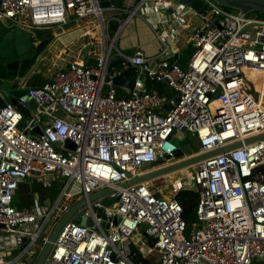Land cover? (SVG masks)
I'll return each mask as SVG.
<instances>
[{"label":"built area","instance_id":"obj_1","mask_svg":"<svg viewBox=\"0 0 264 264\" xmlns=\"http://www.w3.org/2000/svg\"><path fill=\"white\" fill-rule=\"evenodd\" d=\"M200 1L201 14L175 0H123L108 7L98 0H0V22L28 32L73 21L97 63L69 62L42 85L12 96L22 107L36 104L22 131L17 108L5 100L0 107V264H29L54 225L82 200L86 205L63 225L46 264H141L132 247L143 259L156 254L152 264H264V138L244 144L264 135V20ZM162 9L172 10L177 27ZM157 14L151 29L162 50L147 70L139 49L129 57L116 44L132 18ZM179 16L197 23L191 27ZM189 28L193 53L182 69L169 60L180 29ZM119 60L124 70L145 68L147 79L166 86L168 98L138 82L128 99L117 98L112 79L119 71L108 75V68ZM186 134L197 140L192 156L242 143L185 169L193 171L191 185L179 190L199 195L188 233L181 206L168 196V178L118 187L158 159L168 157L161 168L176 163ZM30 178L62 186L50 202L18 209L14 196ZM105 189L115 193L88 202ZM78 214L93 226L76 224ZM14 239L21 243L15 253Z\"/></svg>","mask_w":264,"mask_h":264},{"label":"water","instance_id":"obj_2","mask_svg":"<svg viewBox=\"0 0 264 264\" xmlns=\"http://www.w3.org/2000/svg\"><path fill=\"white\" fill-rule=\"evenodd\" d=\"M98 1L102 7H108L110 5L120 6L123 2V0H98ZM214 1L218 5L224 8L238 11L240 14H243V15L252 14L254 12H264V0H214ZM179 2L188 6L191 10H193L194 12L198 14H201L204 8V4L200 0H179ZM74 26H75L74 24H67L61 28H57L54 34L58 36L63 32L69 31ZM48 45H49V40L46 37L38 38L32 32H28V31L23 30L22 28L0 22V92H3V89H4L2 87V84L8 81L9 78H14L17 74L21 77L25 72H27V70L31 68L32 65L39 59L40 55H42V53L45 51ZM83 54L85 55L88 54L87 48L83 50ZM169 61L175 62L176 59L172 58ZM121 63H122V60L112 62L108 68V75L111 73L112 69L115 66ZM86 64L96 65L97 63L93 58L92 59L89 58L87 59ZM153 66L148 67L147 70H151ZM147 70L145 68H130V69L119 71V73L112 79V83L115 87L128 89L132 91L137 82L145 84L147 80V77H146ZM130 72L136 73L137 77L132 78L130 76ZM108 80L109 79L107 77L106 82ZM10 97H11L10 102L23 115L24 120L21 121L18 125V129L22 131L25 127V122L29 121V111L28 110L30 109L33 112H35L36 104L33 100H31L26 107H22L17 104L16 100L12 97V95ZM4 103H5L4 100L0 96V107H3ZM32 126L34 127L33 133L36 135H41V131L36 126V124H32ZM261 138H264V135L251 139V140H247L244 142V144L252 143ZM65 145L73 149V146L71 145V143L66 142ZM241 145L242 143H236V144L226 146L224 148L218 149L216 151H213V152H210L204 155L192 156V152H193L192 147L189 144H185L179 147L178 150L174 154V157L177 160L176 163L161 168V165L164 163V160L168 159V157L166 156L162 159H158L155 162H152L149 164V169H150L149 171L135 178H131L127 182H123L119 184L118 187L124 189L129 186H134V185L146 183V182L158 179V178H162L165 176H170L174 173H177L178 171L188 169L196 165L202 160L214 157L216 155H220L222 153H226L230 150L240 147ZM33 176L36 177L37 174L34 173ZM31 181H32V178L28 180V182H31ZM173 190H174L173 187L170 186L167 192L171 193L173 192ZM113 193H115L114 189L102 190L100 192H97L89 196L88 202H92L99 198H104L107 195L113 194ZM116 200H117L116 197L106 199L103 201L102 206L106 207L108 205L114 204ZM86 203L87 202L85 200H82L74 204L69 210V212L65 214L54 225L51 233L49 234L47 242L42 247L34 264H46L47 258L52 249V245L59 231L61 230L63 225L68 220L73 218L74 215L86 205ZM98 216H100L102 220L105 219V216L102 213V210L98 211ZM74 221L76 224L84 225L89 228L93 226L90 220H85L83 217H81L80 214H78L74 218ZM116 223H117V220L114 221V224ZM100 227L102 229L106 228L104 225V222L100 224Z\"/></svg>","mask_w":264,"mask_h":264},{"label":"crops","instance_id":"obj_3","mask_svg":"<svg viewBox=\"0 0 264 264\" xmlns=\"http://www.w3.org/2000/svg\"><path fill=\"white\" fill-rule=\"evenodd\" d=\"M128 1H135V0H128ZM163 1V0H162ZM173 2V0H166ZM179 1V0H175ZM163 10V9H162ZM172 13V14H171ZM162 16L165 17H171L173 19L172 26L177 27L179 24L175 22L173 12L170 9L163 10ZM124 14H120L119 18L124 17ZM160 16L157 14L155 15H149L147 17H134L130 20V22L123 28L118 40H117V48L118 50L124 54L125 56H133L134 52L136 50H140L145 59L148 61V63L145 65L146 68L153 66L151 59L156 57L160 51L162 50V46L159 41L154 36V33L151 29V24L154 23L156 19H159ZM178 20L181 19V21L186 22L189 26H193L197 23L196 18H188L186 16L177 17ZM176 20V21H178ZM157 21V20H156ZM68 24H74L73 21H70ZM76 25V24H75ZM78 26H74L69 31L63 32L60 35H56L55 30L58 27H51L49 28V34L46 36V38L49 40V45L45 49V51L40 55L39 59L32 65L31 68L27 70L21 77L17 74L14 78H9L8 81L4 82L2 84L3 92H0V96L5 101H10L11 95L14 97L19 96L28 87H32L37 85L38 83L35 82L34 79L35 74H42V70L44 71L46 69V74H42V76L47 81L49 76L52 74L54 70L63 69L67 63L69 62H79L86 64L87 59L91 58L92 56L88 53L87 55L83 54L84 47L82 45L83 41L80 39L81 30L77 28ZM190 27V28H191ZM115 23L112 22L110 26L111 32L114 31ZM180 29V36L178 37V41L173 45V52L174 55L172 58H175L176 61L173 63H177V65L180 66V68H185L188 60L184 63V65H180L181 58L183 56V53L187 47H191L189 40L192 34V29ZM51 30V32H50ZM35 34V32H34ZM37 36L40 37L38 34ZM40 41V39H39ZM37 41V42H39ZM114 53V52H113ZM87 65V64H86ZM91 65V64H90ZM120 69H116V71H122L125 68L121 66V64L117 65ZM115 68V67H114ZM130 76L132 78H136L137 74L134 72H130ZM145 87L148 90H156L159 92V94L163 98H168L169 96V90L166 88L163 84H158L156 82H153L149 79L145 82ZM130 90L118 88L116 87V96L119 99H128L130 97ZM164 109H167V105L164 106ZM150 169H145L144 173L149 171ZM168 178V177H167ZM29 180V179H28ZM25 181L24 183H32L35 179H32L31 182ZM37 181V180H35ZM59 182V181H58ZM22 183V184H24ZM21 185V184H20ZM20 187V186H19ZM19 189V188H18ZM169 189V188H168ZM180 188L177 189V191ZM18 191V190H17ZM17 194V192H16ZM15 194V196H16ZM169 196V195H168ZM172 196V195H171ZM170 196V197H171ZM31 197L38 202V197H36V194H31ZM55 198V197H54ZM53 198V199H54ZM50 198H47L42 203H48L51 200ZM34 206V205H33ZM31 206V207H33ZM23 208H26V205L22 206ZM27 207V208H31ZM21 208V207H19ZM3 234L0 233V239L3 238ZM15 240V239H14ZM21 246V243L18 242V240H15V244H12V251L17 250ZM36 257L34 260H32L29 264H34L36 261Z\"/></svg>","mask_w":264,"mask_h":264},{"label":"rangeland","instance_id":"obj_4","mask_svg":"<svg viewBox=\"0 0 264 264\" xmlns=\"http://www.w3.org/2000/svg\"><path fill=\"white\" fill-rule=\"evenodd\" d=\"M232 12H236L235 10H232ZM35 35L37 36L38 34L40 35V37H43L45 38L48 34H49V28H44V29H41V30H35ZM51 32V30H50ZM38 38H40L39 36H37ZM189 59V53L188 51H186V54H183L182 58H181V61H180V65H184V63ZM115 70L116 69H120L118 66H115L114 68ZM42 74H46V69L43 71L42 70ZM246 75L247 77L248 76H251L253 75L252 73H250L249 71H246ZM250 79V77H249ZM254 79V78H252ZM263 106H264V102H263ZM185 144H189L193 151H195L197 149V140L195 138V136L193 135H189V134H186V138L184 140V142H179L178 143V146L181 147ZM149 168V165L145 166L144 169H147ZM192 175H193V171L192 170H183V171H180V172H177V173H174L170 176H168V180L170 181V183L173 185L174 187V190L173 192L169 193L168 195L169 196H174L175 193H177V189L178 188H181L183 186H189L191 185V178H192ZM18 194L16 195V198L13 202V205L15 207H21V209H23L22 205L25 204V201L27 202L26 204H28V202L34 198L31 197V194H36V197H38V204H43L42 202L45 201V200H41V197L42 196H45L47 194H51L52 193V190L50 189V187H47L44 182L42 181H33L32 183H24V184H21V188H19L18 190ZM34 200V199H33ZM36 201H34V205H35ZM27 207H30L29 205L26 206ZM142 232H140L139 234H136V238H138L140 235H141ZM136 240V239H134ZM156 255V254H155ZM152 255L149 257V260L151 261V263L153 262V260H155L156 257H158L156 255Z\"/></svg>","mask_w":264,"mask_h":264},{"label":"trees","instance_id":"obj_5","mask_svg":"<svg viewBox=\"0 0 264 264\" xmlns=\"http://www.w3.org/2000/svg\"><path fill=\"white\" fill-rule=\"evenodd\" d=\"M251 15L255 16L256 18H258L260 20H264V12H254ZM186 51H188L189 57L193 53L192 47H187L183 54H186ZM176 65H177V63H176ZM182 69H184V68H182ZM34 79L36 80L35 82L38 83L35 86H40V85H42L43 83L46 82V80L42 76V74L41 75L40 74H35L34 75ZM61 186H62L61 182L54 181L52 183V185L50 186V189L52 190V193L51 194H47L45 196H42L41 200H46L47 198L53 199L56 196V194L59 191ZM19 188H21V185H20ZM18 192L19 191H17V194H18ZM15 198H16V196H14V200H15ZM174 199L178 202V204L182 208L181 218H182V220H183V222L185 224L186 233H188L190 231L191 227L196 223V207H197V204H198L199 195H198L197 192L186 190V189H181L174 195ZM26 203L27 202L25 201L24 205H26V206L29 205L31 207V206L34 205L33 204V199H32V201L30 200L28 202V204H26ZM18 209H21V208H18ZM132 250L136 253V257H135V262L136 263L141 262V264H152L149 259H143V257L141 256V253L135 247H132ZM255 264H262V263H255Z\"/></svg>","mask_w":264,"mask_h":264},{"label":"bare ground","instance_id":"obj_6","mask_svg":"<svg viewBox=\"0 0 264 264\" xmlns=\"http://www.w3.org/2000/svg\"><path fill=\"white\" fill-rule=\"evenodd\" d=\"M253 74V73H252ZM250 77V80H256V79H258V77H257V74H253V75H251V76H248V78ZM252 78H254V79H252ZM183 171V170H182ZM178 172H180V171H178ZM168 176H165V178H167ZM155 257H156V255H155ZM157 260V257L155 258V260H153V262L152 263H154L155 261Z\"/></svg>","mask_w":264,"mask_h":264},{"label":"clouds","instance_id":"obj_7","mask_svg":"<svg viewBox=\"0 0 264 264\" xmlns=\"http://www.w3.org/2000/svg\"><path fill=\"white\" fill-rule=\"evenodd\" d=\"M40 251H41V250H40ZM39 253H40V252H39ZM38 255H39V254H38ZM37 257H38V256H37ZM37 257H36V258H37Z\"/></svg>","mask_w":264,"mask_h":264},{"label":"flooded vegetation","instance_id":"obj_8","mask_svg":"<svg viewBox=\"0 0 264 264\" xmlns=\"http://www.w3.org/2000/svg\"><path fill=\"white\" fill-rule=\"evenodd\" d=\"M30 58H31V56H30ZM149 169V168H148Z\"/></svg>","mask_w":264,"mask_h":264}]
</instances>
